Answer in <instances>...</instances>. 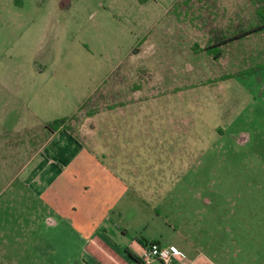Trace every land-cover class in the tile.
<instances>
[{
	"label": "rangeland",
	"instance_id": "obj_1",
	"mask_svg": "<svg viewBox=\"0 0 264 264\" xmlns=\"http://www.w3.org/2000/svg\"><path fill=\"white\" fill-rule=\"evenodd\" d=\"M13 1L0 0V129H7V142L16 139L19 147L26 132H34L38 142L43 139L45 124L76 114L81 93L95 88L85 79L91 70L72 65L99 58L94 55L91 59L80 41L94 51L99 42H89L79 32L98 23L100 15L87 20L95 3H99L98 14H107L111 23L113 40L112 48L107 47V60L113 59L114 78L123 67L116 66L119 59L127 53L132 59L138 44L142 48L141 60L130 77L139 75L143 82L141 93L146 98L140 109L144 115L129 116L128 131L122 139L119 135L118 146L124 145L122 152L129 163L118 166L126 175L120 181L125 194L114 205L122 211L109 214L116 228L100 225L109 228L107 241H112L111 235L117 242L127 241L119 228L136 231L134 219L142 209L148 215L151 207L163 204L202 206V198L210 205L219 201L226 206L235 198L231 190H264V64L250 62L249 52L251 42L264 33L241 40L240 47H220L217 56L206 52L216 39L255 24L250 0H191L185 4L178 0L160 20L157 18L173 0L157 4L149 0L140 13L130 3L80 0L63 22L58 23V18L21 20L18 31L12 21L16 13ZM165 27L179 31L178 47L159 43L154 32L141 41L143 29ZM240 50L242 66L247 64L241 70L234 60ZM60 61L68 62L69 67L57 65ZM227 75L237 76L207 85ZM78 78L83 82L76 85ZM175 88L183 89L176 92ZM103 92L105 88L99 94L103 97L90 99L83 110L105 107ZM83 110L77 114L82 116ZM66 125L73 129L72 122ZM240 133L244 134L242 143H238ZM28 174L24 171L15 177L13 170H5L0 180V264L110 262L100 251V257L94 258L80 241L79 235L83 239L90 235L85 224L72 227L67 221L71 227H64L55 216L58 225L48 226L47 220L53 216L32 195L41 184L34 186ZM219 188L225 193L218 195ZM197 192L203 196H193Z\"/></svg>",
	"mask_w": 264,
	"mask_h": 264
},
{
	"label": "crops",
	"instance_id": "obj_2",
	"mask_svg": "<svg viewBox=\"0 0 264 264\" xmlns=\"http://www.w3.org/2000/svg\"><path fill=\"white\" fill-rule=\"evenodd\" d=\"M153 1L156 4L160 2ZM116 2L118 5L130 3L138 7L137 12L140 13L149 0L143 3L137 0H116ZM177 2L178 0H173L157 20L168 15ZM13 3L16 5V13L12 15V21H15V30L18 31L22 27L21 20L45 22L49 18H58L56 19L58 23L63 22L73 8L80 5V0H14ZM92 9L93 12L88 15L87 20L91 21L100 15L98 23L89 31L79 32L86 36L89 42L93 41L95 44L99 42L100 47L94 51L83 39L80 43L86 48V53L91 59L94 55L99 58L95 61L90 59L91 63L81 61L72 65L75 69L82 68L83 71L87 66L91 71L86 73L88 77L85 79H89L87 84L91 82L95 88L81 93L79 100L82 103L76 108V114L72 115L77 116V119L72 121L73 129L60 128L50 132L43 126L42 140L35 142V133L26 132V137L21 138V147L18 146L16 139L10 141L12 143L7 142L8 135H4V132L9 131L0 129V180L5 170L7 172L13 170L15 177L20 176L24 171L28 174L30 170L28 181L34 186L41 184L38 192L32 191L33 198L41 199L45 211L53 216L47 220L48 226L58 225L55 216L59 218V224L64 227H74L78 223L85 224L90 235L85 239L79 235L80 241L87 245L89 254L94 258L100 257L99 251L103 252L111 260L107 264H139L137 254L143 247L142 243L152 241L182 255L181 262L173 261L172 264H264V190L258 189L231 190L236 200L229 199V204L226 206L220 205L219 201L216 205H210L207 198H202V206L163 204L151 207L148 215L142 209L139 211L140 214L138 213L139 216L134 219L138 226L136 231L130 233L126 228H119L120 236L127 241L117 242L114 239L115 235L111 234L112 241L105 239L107 232L109 233L107 226L112 225L116 228L109 214L121 213L122 209L115 208L114 205L125 194L124 186L120 181L124 180L126 174L118 166L129 162L122 152L124 145L118 146L121 141L119 135L121 134L122 139V134L128 131L129 116L144 115L140 106L146 97L141 93L143 82L139 75L132 79L130 77L131 71L136 68L135 63L141 60L142 48L138 44L132 59L129 58V53L119 59L116 66L123 67L114 78L113 59L107 60V47L109 45L110 49L112 48L113 40L111 23H108L107 14H98L99 3H95ZM153 32L159 43L169 47L174 44L178 47L179 31L175 28L165 27L156 31L152 28L143 29L141 41L146 40ZM260 33H264V30L249 36ZM259 38L253 40L249 46L250 62L257 61L256 64H264L259 63L264 62V36ZM243 39L227 45L240 47V41ZM237 53L234 60L241 70L247 64L242 66V57L239 58L241 50ZM56 64L69 67L68 62L60 61ZM82 82L83 79L78 78L75 84ZM103 88H105L103 92L105 107L97 108V112L92 116H79L77 113L81 112L83 104L90 99H97L98 96L103 97L99 95ZM77 91L81 92V88ZM125 101L128 103L122 107L109 108L113 104ZM70 131L73 133L71 134ZM243 135V133L239 134L238 143L244 141ZM222 193H225V190L219 188L217 194ZM193 196L203 195L197 192ZM239 199L243 200V204L238 201ZM67 221L71 226L66 224ZM101 224L108 225L105 229L100 226ZM85 250L83 253H87ZM151 264L160 263L154 261Z\"/></svg>",
	"mask_w": 264,
	"mask_h": 264
},
{
	"label": "trees",
	"instance_id": "obj_3",
	"mask_svg": "<svg viewBox=\"0 0 264 264\" xmlns=\"http://www.w3.org/2000/svg\"><path fill=\"white\" fill-rule=\"evenodd\" d=\"M137 1L139 3H143L146 0H137ZM190 1L191 0H183L184 4L185 3H189ZM250 1L254 5L253 14H254V18H255V21H256L255 24L249 25L248 28L239 31L238 33L230 34L228 36H222L219 39H216V42H214V44H212L211 47L207 48L206 52L212 53L213 56H215V55L217 56L220 53V51H219L220 47H222L224 45H227V44H229V43H231L233 41H238L240 39H243V38L249 36L252 33L264 30V0H250ZM245 72H248V71L246 70ZM233 77H235V76L234 75H227L225 77H221V78H219L217 80L211 81L210 83H207V85H212V84L214 85V84L218 83L221 80H227V79L230 80ZM182 89L183 88H175V91L179 92ZM127 103L128 102H119V103H116V104H113V105L109 106V108L113 109V108H117V107H122V106H124ZM84 107H85V104H83V106L81 107L80 110H83ZM85 111L86 112H85V114H83V116H92V115H94L97 112V110H95V109H86ZM76 119H77V116H72V117H69V118H63V119H60V120H55V121H53L51 123H47L46 124V128L50 132L57 131L60 128L69 130L70 128H69V126L66 125V123L75 121ZM150 243L158 244L157 242H154V241H152ZM147 244L148 243H145V242L142 243L143 246H145Z\"/></svg>",
	"mask_w": 264,
	"mask_h": 264
},
{
	"label": "built area",
	"instance_id": "obj_4",
	"mask_svg": "<svg viewBox=\"0 0 264 264\" xmlns=\"http://www.w3.org/2000/svg\"><path fill=\"white\" fill-rule=\"evenodd\" d=\"M137 259L139 264H151L154 261L160 264H172L173 261L181 262L183 257L171 248L161 247L156 243H148L141 247Z\"/></svg>",
	"mask_w": 264,
	"mask_h": 264
}]
</instances>
